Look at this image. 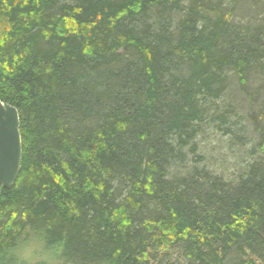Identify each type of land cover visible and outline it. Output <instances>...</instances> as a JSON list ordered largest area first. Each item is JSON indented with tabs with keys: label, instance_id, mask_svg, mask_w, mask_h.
<instances>
[{
	"label": "trees",
	"instance_id": "16d2710c",
	"mask_svg": "<svg viewBox=\"0 0 264 264\" xmlns=\"http://www.w3.org/2000/svg\"><path fill=\"white\" fill-rule=\"evenodd\" d=\"M0 101V264H264V0H0Z\"/></svg>",
	"mask_w": 264,
	"mask_h": 264
},
{
	"label": "water",
	"instance_id": "95a60500",
	"mask_svg": "<svg viewBox=\"0 0 264 264\" xmlns=\"http://www.w3.org/2000/svg\"><path fill=\"white\" fill-rule=\"evenodd\" d=\"M21 138L17 109L0 101V188H10L21 163Z\"/></svg>",
	"mask_w": 264,
	"mask_h": 264
},
{
	"label": "rangeland",
	"instance_id": "374dc122",
	"mask_svg": "<svg viewBox=\"0 0 264 264\" xmlns=\"http://www.w3.org/2000/svg\"><path fill=\"white\" fill-rule=\"evenodd\" d=\"M238 15L241 16V18H243L246 17V15H250V14L245 10V11H240Z\"/></svg>",
	"mask_w": 264,
	"mask_h": 264
}]
</instances>
